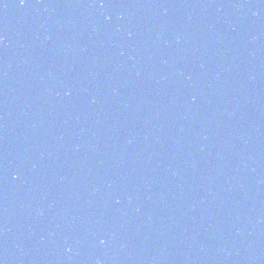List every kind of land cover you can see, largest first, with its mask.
Listing matches in <instances>:
<instances>
[{
  "label": "water",
  "instance_id": "95a60500",
  "mask_svg": "<svg viewBox=\"0 0 264 264\" xmlns=\"http://www.w3.org/2000/svg\"><path fill=\"white\" fill-rule=\"evenodd\" d=\"M0 264H264V0H0Z\"/></svg>",
  "mask_w": 264,
  "mask_h": 264
},
{
  "label": "snow or ice",
  "instance_id": "6c2138e0",
  "mask_svg": "<svg viewBox=\"0 0 264 264\" xmlns=\"http://www.w3.org/2000/svg\"><path fill=\"white\" fill-rule=\"evenodd\" d=\"M24 2V0H21V3H23Z\"/></svg>",
  "mask_w": 264,
  "mask_h": 264
}]
</instances>
